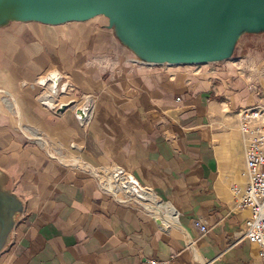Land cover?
Wrapping results in <instances>:
<instances>
[{
	"label": "crops",
	"instance_id": "crops-1",
	"mask_svg": "<svg viewBox=\"0 0 264 264\" xmlns=\"http://www.w3.org/2000/svg\"><path fill=\"white\" fill-rule=\"evenodd\" d=\"M28 2L0 0V189L19 205L0 264H260L233 192L246 182L239 113L260 103L254 64L155 66L103 15H2ZM49 73L71 84L58 104L94 97L87 127L41 104ZM113 166L157 203L105 194L93 172Z\"/></svg>",
	"mask_w": 264,
	"mask_h": 264
},
{
	"label": "water",
	"instance_id": "water-1",
	"mask_svg": "<svg viewBox=\"0 0 264 264\" xmlns=\"http://www.w3.org/2000/svg\"><path fill=\"white\" fill-rule=\"evenodd\" d=\"M40 12L62 20L103 15L155 66L230 58L232 40L243 26L264 29V0H30L18 14L2 15L19 18ZM18 207L0 189V250Z\"/></svg>",
	"mask_w": 264,
	"mask_h": 264
},
{
	"label": "built area",
	"instance_id": "built-area-1",
	"mask_svg": "<svg viewBox=\"0 0 264 264\" xmlns=\"http://www.w3.org/2000/svg\"><path fill=\"white\" fill-rule=\"evenodd\" d=\"M43 87L48 85L40 97L41 104L51 110L63 107L74 108L75 117L82 127H87L92 119L94 97L84 96L79 102L58 104L60 98L68 95L71 85L59 73H49L40 80ZM253 90L259 96L256 87ZM239 128L246 142L245 171L246 182L233 188L239 210H247L249 217L241 232V241L247 240L259 248L260 264H264V108L261 104L240 111ZM101 190L123 203H135L142 209L157 203L152 191L144 187L137 178L120 166L93 172ZM194 225L204 234L207 227L200 221ZM146 264H171L170 261L147 260Z\"/></svg>",
	"mask_w": 264,
	"mask_h": 264
},
{
	"label": "rangeland",
	"instance_id": "rangeland-1",
	"mask_svg": "<svg viewBox=\"0 0 264 264\" xmlns=\"http://www.w3.org/2000/svg\"><path fill=\"white\" fill-rule=\"evenodd\" d=\"M228 55L234 61L244 59L247 63L254 64L253 73L251 72L255 78L253 83L260 92V96L257 97L258 102L264 108V29H251L243 26L232 40ZM47 88L48 85L43 87L41 95L48 90Z\"/></svg>",
	"mask_w": 264,
	"mask_h": 264
},
{
	"label": "bare ground",
	"instance_id": "bare-ground-1",
	"mask_svg": "<svg viewBox=\"0 0 264 264\" xmlns=\"http://www.w3.org/2000/svg\"><path fill=\"white\" fill-rule=\"evenodd\" d=\"M171 211V210H170Z\"/></svg>",
	"mask_w": 264,
	"mask_h": 264
}]
</instances>
